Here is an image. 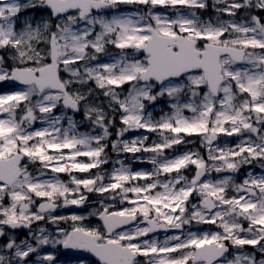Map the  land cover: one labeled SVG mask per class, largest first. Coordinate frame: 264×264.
<instances>
[{"label":"snow or ice","instance_id":"6c2138e0","mask_svg":"<svg viewBox=\"0 0 264 264\" xmlns=\"http://www.w3.org/2000/svg\"><path fill=\"white\" fill-rule=\"evenodd\" d=\"M0 264H264V0H0Z\"/></svg>","mask_w":264,"mask_h":264},{"label":"rangeland","instance_id":"374dc122","mask_svg":"<svg viewBox=\"0 0 264 264\" xmlns=\"http://www.w3.org/2000/svg\"><path fill=\"white\" fill-rule=\"evenodd\" d=\"M139 166V165H138ZM144 166H147V165H144ZM86 211V210H85ZM92 223H96V219L95 218H90ZM23 238V237H22ZM60 260L62 261H66V262H75L78 258H72V257H67V256H62L61 253L58 257Z\"/></svg>","mask_w":264,"mask_h":264},{"label":"water","instance_id":"95a60500","mask_svg":"<svg viewBox=\"0 0 264 264\" xmlns=\"http://www.w3.org/2000/svg\"><path fill=\"white\" fill-rule=\"evenodd\" d=\"M71 210V209H70ZM65 252V251H64ZM66 253H69V254H72V255H77V256H79V254H77V253H74V252H66ZM85 257H87L88 256V254H83ZM94 259V258H93Z\"/></svg>","mask_w":264,"mask_h":264},{"label":"flooded vegetation","instance_id":"af4514ba","mask_svg":"<svg viewBox=\"0 0 264 264\" xmlns=\"http://www.w3.org/2000/svg\"><path fill=\"white\" fill-rule=\"evenodd\" d=\"M24 234H25L24 232L20 233V237L22 238L24 236Z\"/></svg>","mask_w":264,"mask_h":264}]
</instances>
